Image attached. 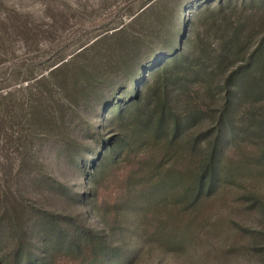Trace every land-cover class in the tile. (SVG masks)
<instances>
[{
  "label": "rangeland",
  "instance_id": "374dc122",
  "mask_svg": "<svg viewBox=\"0 0 264 264\" xmlns=\"http://www.w3.org/2000/svg\"><path fill=\"white\" fill-rule=\"evenodd\" d=\"M218 1L0 0V264L23 225L25 239L45 247L60 229L79 240L81 226L99 230L125 251L124 264H264V200L255 197L264 199V176L225 187L177 249L142 238L133 208L115 198L135 157L155 149L132 116L156 117L164 93L180 114L198 107L189 130L204 134L207 150L229 71L263 49L264 0H231L204 16ZM244 103L236 119H246ZM18 201L25 218L8 215Z\"/></svg>",
  "mask_w": 264,
  "mask_h": 264
},
{
  "label": "trees",
  "instance_id": "16d2710c",
  "mask_svg": "<svg viewBox=\"0 0 264 264\" xmlns=\"http://www.w3.org/2000/svg\"><path fill=\"white\" fill-rule=\"evenodd\" d=\"M230 4L231 0H219L217 6H207L203 15L221 13ZM121 32L122 27L112 34ZM261 46L255 47L252 61L247 65L229 71L222 115L216 124L218 131L207 150L201 147L204 134L194 135L189 130L195 124L198 107L180 114L164 93L153 109L156 117L150 111L144 117L137 114L133 118L130 112L155 149L143 158L135 157L133 168L124 173L115 198L121 206L133 208L142 238L168 249L183 247L209 220L225 187L248 177L264 176V148L251 149L254 144L261 146L264 143V114L261 111L264 107L257 106L264 101V71L252 70V67L264 65V47ZM247 100L251 101L252 107L246 111V119H236L232 113L238 112ZM128 103H124L125 108ZM255 197L256 201L264 200ZM25 210V204L18 201L8 215L12 214L15 219L25 218ZM81 227L80 240L60 229L50 234L45 247L25 239L23 225L7 264L125 263V251L112 248L101 231L85 225ZM51 248L57 254L48 260L45 252ZM105 256L111 260H103Z\"/></svg>",
  "mask_w": 264,
  "mask_h": 264
}]
</instances>
